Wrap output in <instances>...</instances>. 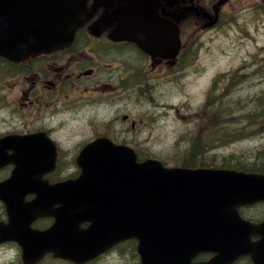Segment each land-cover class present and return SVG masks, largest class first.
<instances>
[{"label":"water","instance_id":"obj_1","mask_svg":"<svg viewBox=\"0 0 264 264\" xmlns=\"http://www.w3.org/2000/svg\"><path fill=\"white\" fill-rule=\"evenodd\" d=\"M52 1L46 7L39 0L0 1V54L19 60L71 42L87 0ZM127 1L115 36L136 41L154 55H177L179 26L160 17L159 0ZM79 161L83 172L78 183L60 185L63 194L58 193L71 199L63 204L66 219L91 216L92 236L138 239L141 264H191L207 251L218 255L200 264H227L242 254L264 264V223L245 221L238 211L264 200V174L138 161L135 149L106 136L90 143ZM20 174L0 183V191L14 190L17 196ZM252 234L260 235L256 244Z\"/></svg>","mask_w":264,"mask_h":264},{"label":"flooded vegetation","instance_id":"obj_2","mask_svg":"<svg viewBox=\"0 0 264 264\" xmlns=\"http://www.w3.org/2000/svg\"><path fill=\"white\" fill-rule=\"evenodd\" d=\"M190 2L159 0L158 10L162 17L176 22L194 9ZM215 3L214 0L212 9ZM127 4V0H88L87 12L82 15L83 21L71 43L32 54L20 61L0 55V109L17 117V121H1L0 183L6 182L15 171H21L19 177L23 180L17 196L14 190L0 191V264H128L129 253L135 261L139 260L135 239L114 243L104 249H108L106 253L102 254L103 250L90 261L83 255H72L81 254L92 245L89 250L98 249L100 245L96 244L106 240L85 234L94 224L91 216L75 215L66 219L63 204L71 199L58 196L60 192L63 194L60 185L78 179L83 171L79 155L100 135L95 134L77 149L65 141L63 121L75 113L81 98L114 94L126 87L125 72L132 68H127L122 61L124 51L135 48L140 55L149 57L137 43L113 36L118 18L127 9ZM198 11H190L180 22L184 31L190 18V23L197 26L207 20ZM216 15L220 16L218 10ZM111 54L121 58V62L114 63L119 59ZM120 65L126 69L123 75ZM167 65L168 62L153 70L165 71ZM117 69H120L118 74L115 73ZM141 69L147 73L149 66ZM144 79L154 85L153 78L145 73ZM130 82L133 83V79ZM64 108L69 115L65 116ZM43 186L54 189L49 192L52 195L38 198L36 191L27 192L30 188ZM247 208L253 207H244L241 211ZM72 210L78 211L79 208ZM212 256V253H202L194 260ZM234 264L252 262L243 257Z\"/></svg>","mask_w":264,"mask_h":264},{"label":"rangeland","instance_id":"obj_3","mask_svg":"<svg viewBox=\"0 0 264 264\" xmlns=\"http://www.w3.org/2000/svg\"><path fill=\"white\" fill-rule=\"evenodd\" d=\"M216 1L218 13L219 9L223 10L222 21L206 32L199 31L198 36L191 38L186 44L187 65L190 71L184 80L179 79L178 74L157 76L161 70L153 69L165 65L167 62L163 60H152L148 56H142L135 48L124 51L122 61L127 68H132L126 71L120 65L122 75L126 71L125 83L131 79L144 78L145 73L146 76L153 78L154 87L148 86L145 91L137 93L125 92V88L115 95L96 94L90 99L81 98L75 113L67 121H63L65 141L74 144L78 149L95 134L107 131L112 133V139L116 142L137 147L141 152L143 149H150L152 156L156 158L179 162L183 155H188L190 146L193 150L195 143L198 149L196 151L203 150L210 139L209 134L213 139L217 137L213 132L225 133V136L238 134L227 132L231 128L222 124L225 122V117L214 118L208 124L207 118L202 114L205 110L202 104L207 90L222 73L235 71L236 77L243 76L240 83V79L233 80L236 87L234 86L228 96L235 102H246L249 98L257 100L259 92L264 89V78L261 77L262 75L258 77L255 73V71L264 72L260 65L264 58V19L253 16L251 12L252 7L264 4V0ZM208 2V0H191L190 3L192 8L199 9L201 15L211 20L216 10L204 12ZM223 2L225 4H222ZM235 15L240 25L246 26L253 37H246L240 26L231 23ZM229 25L230 28H227ZM197 27L195 24L187 26L186 35L191 31L195 32ZM109 52L114 53L111 50ZM121 58L113 62L119 63ZM143 66L144 68L149 66L147 73L141 69ZM182 67L184 70L185 66ZM115 73H120V69ZM8 80L12 83V79ZM228 82L229 79H220L219 89L226 92L225 86ZM262 109L264 111V106ZM64 110L65 116L70 114L67 108ZM226 110L227 107L223 106L222 113ZM0 111V126H2L1 121L2 123L10 119L17 121V117L3 113L2 109ZM125 115L129 120H123ZM233 116L244 117L241 114ZM259 130L256 136L234 140L216 149V144H212L209 158L215 161L214 164H219L222 158L254 159L252 150L256 153L259 147L264 145V132L259 133L264 127ZM194 133H197V139L193 138ZM174 152H177L179 159L170 158L175 155ZM171 162L167 164L173 165ZM251 212L260 216L264 213V207L260 206ZM127 263L136 264L137 261L131 255Z\"/></svg>","mask_w":264,"mask_h":264},{"label":"trees","instance_id":"obj_4","mask_svg":"<svg viewBox=\"0 0 264 264\" xmlns=\"http://www.w3.org/2000/svg\"><path fill=\"white\" fill-rule=\"evenodd\" d=\"M259 14L264 15V6H259L256 8ZM237 16L235 17V20ZM193 53V52H192ZM260 65L264 69V58L261 60ZM256 75L259 77L264 78V72L255 71ZM236 72L230 73H222L219 77H217L212 85L206 92L205 99L203 101L202 107L205 108L203 111V117H206L208 120V124L214 118H222L225 117V126L231 128V130H227L238 133L234 136H225V133H217L213 132V135H217L216 138H212L211 134H209V140L205 144L203 150L196 151V143L194 144V148L189 147L188 155H183L182 160L179 162H171L168 160L163 159L164 163L171 162L173 165H185V166H194V165H224V166H232V167H243L249 170H258L264 172V145L259 147L258 151L255 153L252 150V155L254 159L251 158H240V157H233V158H222L219 164H214L215 161L209 158L210 148L212 144H216L215 149L219 146H226L232 143L234 140L243 139L245 137H252L256 136L258 133L259 128L264 127V111L262 107L264 106V89L259 92V96L257 100H253L249 98L246 102H235L232 99L228 98L234 86L236 87L235 83L233 82L234 79H240L239 83L243 76L236 77ZM229 79V82L225 86L226 92L221 91L220 86L218 83L220 79ZM223 106L227 107V110L222 113ZM234 114H241L244 116L241 117H234ZM199 118H202V116ZM235 119V120H233ZM264 130H261L259 133H263ZM242 133V134H241ZM194 139H197V133H194ZM193 141V140H192ZM150 149H143V152H140L141 158H146L152 156V153L149 151ZM175 155L170 156L171 159H179L177 152H174Z\"/></svg>","mask_w":264,"mask_h":264},{"label":"bare ground","instance_id":"obj_5","mask_svg":"<svg viewBox=\"0 0 264 264\" xmlns=\"http://www.w3.org/2000/svg\"><path fill=\"white\" fill-rule=\"evenodd\" d=\"M110 128V127H109ZM132 141V140H131ZM43 163V162H42ZM45 164H46V162H45ZM24 168H25V166H24ZM41 168V167H40Z\"/></svg>","mask_w":264,"mask_h":264}]
</instances>
